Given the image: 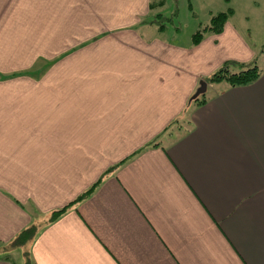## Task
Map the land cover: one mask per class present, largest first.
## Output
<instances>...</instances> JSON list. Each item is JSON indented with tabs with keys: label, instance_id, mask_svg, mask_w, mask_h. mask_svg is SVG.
<instances>
[{
	"label": "crops",
	"instance_id": "obj_1",
	"mask_svg": "<svg viewBox=\"0 0 264 264\" xmlns=\"http://www.w3.org/2000/svg\"><path fill=\"white\" fill-rule=\"evenodd\" d=\"M164 6L0 0V264H264V43L168 38Z\"/></svg>",
	"mask_w": 264,
	"mask_h": 264
},
{
	"label": "rangeland",
	"instance_id": "obj_2",
	"mask_svg": "<svg viewBox=\"0 0 264 264\" xmlns=\"http://www.w3.org/2000/svg\"><path fill=\"white\" fill-rule=\"evenodd\" d=\"M164 5L161 9L164 8L165 16L169 17L175 13L172 22L166 21L167 25H172L170 31L164 32L168 38H191L198 28L210 24L213 15L231 10L233 12L229 22L237 27L245 38H251L258 44L264 43V0H165ZM36 45L38 51H44L46 46L50 47L49 38H37ZM257 64L260 65V62ZM27 70L16 69V77L27 76ZM41 74L43 75V71ZM37 78L39 79V76Z\"/></svg>",
	"mask_w": 264,
	"mask_h": 264
},
{
	"label": "trees",
	"instance_id": "obj_3",
	"mask_svg": "<svg viewBox=\"0 0 264 264\" xmlns=\"http://www.w3.org/2000/svg\"><path fill=\"white\" fill-rule=\"evenodd\" d=\"M159 3H161V5L163 6L165 4V0H155V5H158ZM232 11H223V12H219L215 15L212 16L211 20H210V24H207L204 27H201L199 30H197L194 33L193 39L195 42L200 41L203 38V35L207 32H215V33H219L223 30L224 28V24L225 22L228 20V18L230 17ZM174 15L175 13H173L172 16H165L164 13L162 14H158V16L154 17V20H156L157 22H159V26L161 29L166 27V21H173L174 20ZM158 17V19H157ZM263 51V50H262ZM262 55V56H261ZM260 55V58L264 57V51L262 52V54ZM257 60L253 61L252 63L249 64H245V63H237V62H227L223 67H221L218 71H216L215 73H213L207 80V82H211V83H217V82H222L225 81L227 83H229L231 86H239V85H247L250 84L254 81H256L260 75H261V67L260 65L257 64ZM232 67H238L239 70L238 71H233ZM65 209L63 210H59L56 212H53V214L51 215V219L54 220L55 218H57L58 216H60L61 212H63ZM34 229L33 227L28 228L27 230L23 231L21 234L18 235V237L16 238V240L14 241L15 245H23L28 237L31 234H34Z\"/></svg>",
	"mask_w": 264,
	"mask_h": 264
},
{
	"label": "water",
	"instance_id": "obj_4",
	"mask_svg": "<svg viewBox=\"0 0 264 264\" xmlns=\"http://www.w3.org/2000/svg\"><path fill=\"white\" fill-rule=\"evenodd\" d=\"M207 88H208V82L202 80L200 82L199 87L197 88V90L195 91V93L192 95V97H191L190 100L192 101V100H195V99L199 98V96H201L202 94L206 93Z\"/></svg>",
	"mask_w": 264,
	"mask_h": 264
}]
</instances>
